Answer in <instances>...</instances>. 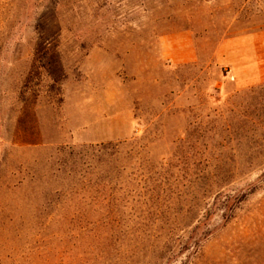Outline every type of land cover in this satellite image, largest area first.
Segmentation results:
<instances>
[{"label": "rangeland", "instance_id": "374dc122", "mask_svg": "<svg viewBox=\"0 0 264 264\" xmlns=\"http://www.w3.org/2000/svg\"><path fill=\"white\" fill-rule=\"evenodd\" d=\"M0 264H264V0H0Z\"/></svg>", "mask_w": 264, "mask_h": 264}, {"label": "trees", "instance_id": "16d2710c", "mask_svg": "<svg viewBox=\"0 0 264 264\" xmlns=\"http://www.w3.org/2000/svg\"><path fill=\"white\" fill-rule=\"evenodd\" d=\"M108 150H110V147L107 146V145H100V146H98V147L96 148V151H97L98 153H101V152H107ZM231 199H233V198H231V197H227L226 205L224 206L225 209H227V210L229 209V206H227V205H228V203L231 201Z\"/></svg>", "mask_w": 264, "mask_h": 264}]
</instances>
